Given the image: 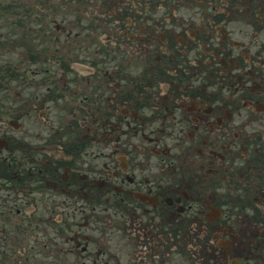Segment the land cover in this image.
Here are the masks:
<instances>
[{"label":"flooded vegetation","instance_id":"1","mask_svg":"<svg viewBox=\"0 0 264 264\" xmlns=\"http://www.w3.org/2000/svg\"><path fill=\"white\" fill-rule=\"evenodd\" d=\"M0 264H264V0H0Z\"/></svg>","mask_w":264,"mask_h":264}]
</instances>
